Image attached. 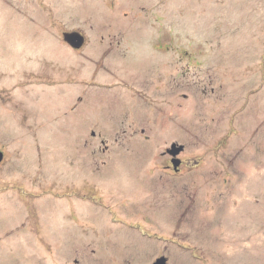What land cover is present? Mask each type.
Masks as SVG:
<instances>
[{"label":"rangeland","instance_id":"1","mask_svg":"<svg viewBox=\"0 0 264 264\" xmlns=\"http://www.w3.org/2000/svg\"><path fill=\"white\" fill-rule=\"evenodd\" d=\"M0 152V264H264V0H0Z\"/></svg>","mask_w":264,"mask_h":264},{"label":"water","instance_id":"2","mask_svg":"<svg viewBox=\"0 0 264 264\" xmlns=\"http://www.w3.org/2000/svg\"><path fill=\"white\" fill-rule=\"evenodd\" d=\"M63 40L66 43H69L73 48L78 49L83 43H84V38L83 36L78 32H66L63 34ZM172 149L168 151V153L172 156L175 157L176 154H178L180 151H182L184 148L183 147H178L175 148L174 145L171 147ZM4 155L0 152V162L3 160ZM179 163V160L173 159L172 164L173 167ZM153 264H167V260L163 257L157 258Z\"/></svg>","mask_w":264,"mask_h":264},{"label":"flooded vegetation","instance_id":"3","mask_svg":"<svg viewBox=\"0 0 264 264\" xmlns=\"http://www.w3.org/2000/svg\"><path fill=\"white\" fill-rule=\"evenodd\" d=\"M172 160H173V159H171V160H170L171 164H172ZM171 167L173 168V164H172V166H171Z\"/></svg>","mask_w":264,"mask_h":264}]
</instances>
